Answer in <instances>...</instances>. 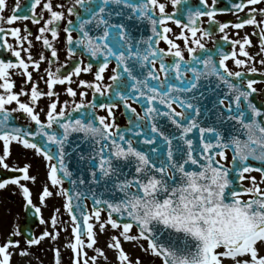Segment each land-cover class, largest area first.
Segmentation results:
<instances>
[{
	"label": "snow or ice",
	"instance_id": "6c2138e0",
	"mask_svg": "<svg viewBox=\"0 0 264 264\" xmlns=\"http://www.w3.org/2000/svg\"><path fill=\"white\" fill-rule=\"evenodd\" d=\"M262 5L264 0H230L227 7H217V0H28L27 14H21L15 0L5 18L7 0H0V24L39 25L34 36L27 25L23 34L19 26L0 27V169L19 173L0 179V190L16 186L22 207L52 229L24 234L27 246L56 241L70 226L65 247L71 264H98L108 261L98 233L110 229L115 234L106 248L115 252L116 264H142L124 242L159 264H264V99H255L264 96L256 87L264 81L249 77L261 72L257 63L264 67ZM229 12L235 22L216 19ZM246 26L251 34L230 38V27ZM252 35L258 37L255 54L248 51ZM34 40L43 49L35 56ZM85 74L92 79L81 78ZM57 85L70 99L61 101ZM43 99L48 103L41 107ZM21 115L25 124L18 123ZM14 144L45 162L40 205L61 200L48 221L26 183L37 180L31 164L7 162ZM61 208L70 225L60 220ZM21 235L15 225L0 243V264L30 255L15 239ZM54 256L61 264L58 248Z\"/></svg>",
	"mask_w": 264,
	"mask_h": 264
},
{
	"label": "flooded vegetation",
	"instance_id": "af4514ba",
	"mask_svg": "<svg viewBox=\"0 0 264 264\" xmlns=\"http://www.w3.org/2000/svg\"><path fill=\"white\" fill-rule=\"evenodd\" d=\"M57 2H59V0H57ZM192 2L195 4L196 0H192ZM229 2H230V0H217V7H227ZM14 3H15V0H7V8L3 12V15H4L5 18H7V16L9 14H11L10 10L14 6ZM27 3H28V0H20L21 14H27L24 11V9L27 6ZM262 6H264V5H262ZM169 10H170V8H169ZM39 12H40V8L38 7L37 8V13H39ZM44 15H45V18H46L47 17V13L45 12ZM238 15L243 17L244 13H239ZM236 18L237 17L235 15H233L232 13H230V12L229 13H224V14H218L217 17H216V19L221 21V22H225V21H233V22H235ZM204 19H205V26H207V19L206 18H204ZM257 19H260V17L257 16ZM24 25L28 26V28L32 31L33 36L36 34V30L39 27V25L31 24L30 21H17L13 25H8V24L4 23V24H0V27L9 28V27H14V26H19V27L22 28V34H23V26ZM172 27H173L174 32L178 34L179 28H177L175 25H172ZM227 31H228V34H229L231 39H237V38H242L245 34H251L253 32V28L251 26H246L243 29L237 30V29H233V28L230 27ZM236 33H238V35H236ZM221 35H222L221 33L217 32L215 34V39H219V37ZM8 39H9V42L14 43V38L9 36ZM251 39L253 41V46L248 48V51L250 53L255 54L258 51V37L255 36V35H252ZM33 42H34V45H35L33 54L35 56L40 51H42L43 49H42V45L39 42H36L35 40ZM178 42H180L181 46H183L182 45V41H178ZM57 46H58V49H59V52H60V60H61V62H63V60L65 59V55H66L65 49H64L63 33H61V38H60L59 44ZM160 46L161 47H166V45L163 42H161ZM207 46L209 48L213 47V41L209 40L208 43H207ZM225 50L226 51L230 50V45H226L225 46ZM237 51H238V46H237ZM45 55H48V53L46 51H45ZM185 55H187V53H185ZM259 59H260V57L258 56L257 60H259ZM227 63L229 65V67H231V68H233L235 70V65L232 63L231 60H229ZM256 66L261 69V72H264V67H262L259 63H257ZM44 67H47L46 63L42 64V66H41L42 69ZM53 67H55V65ZM261 72L250 73L249 77L253 78V79H256L258 81H264V75H262ZM40 74L42 75L43 72L41 71ZM38 78H39L38 75L36 73H34V79H38ZM81 78L92 79L90 74L82 75ZM17 82H18V86H19V84H20V79L19 78H17ZM72 86L76 87L75 84H73ZM40 87L42 89L46 90L45 85L43 84V82L40 83ZM64 87L65 86H61V85H57L56 86V90L60 92L61 101L65 100V99H70L64 93V91H63ZM256 87L258 88V90L259 89H264V83H259V84L256 85ZM78 91H79V89H78ZM24 99H26V97ZM77 99H79V97H77ZM88 99H91V93L90 92H89ZM255 99L257 101H259L261 99H264V96H258V97H255ZM47 103H48V100L47 99H43L41 101L40 106L44 107ZM134 106L137 107L138 111H141L139 105H134ZM122 111H123V109H121L118 112V116H119L118 123H120L121 126H123L126 123V118L121 114ZM98 114L102 115L104 113H103V111H99L98 110ZM18 123H20V124H25L26 123V121L24 120L22 115H21L20 120L18 121ZM229 156L231 157V153L230 152H229ZM7 162L9 163L10 166H18V167L19 166H23L26 163L31 164L30 173L35 175L37 177V180L35 182L29 181V182H26V183H28L29 187L32 189L33 194H38L40 192L41 186L46 182V178H45V173H46L45 162L43 161V159L41 157H37L36 155H34V153L31 150H24L20 146L14 144L12 146V155L10 156V158L8 159ZM18 174L19 173H12V172H8V171H5L3 169H0V176L3 177V178H7L9 176L18 175ZM65 186H68L67 182H66ZM9 188L12 189L14 192H17V194H20L19 190H18V188L16 186L9 185ZM3 190L4 189H2V191ZM54 198L55 197H53L51 199H54ZM10 200H13L15 202L17 200V196L16 195H11L10 196ZM33 200H34V203H37L38 206L42 207V213L44 215L43 207H45V205H40V202L38 200V196L35 197L33 195ZM48 201H50V199L47 200V203H48ZM19 203H20V205H23L22 198H21ZM87 203H88V205L90 207L91 206V201L89 200V201H87ZM51 207H52V202H51ZM28 211H29V214H30V217H29L30 221H29V226H28V229H27V234H28V236H39L43 232L41 230V228H40L41 223H40L39 217L35 216L31 209H29V210H25L24 209V223L27 220L26 215H27ZM21 225H20V228H21ZM23 236L25 238V235H23Z\"/></svg>",
	"mask_w": 264,
	"mask_h": 264
},
{
	"label": "rangeland",
	"instance_id": "374dc122",
	"mask_svg": "<svg viewBox=\"0 0 264 264\" xmlns=\"http://www.w3.org/2000/svg\"><path fill=\"white\" fill-rule=\"evenodd\" d=\"M231 157L229 156V159ZM259 178L258 173H253ZM247 185V181H245ZM11 195H16L17 200L14 202L10 200ZM35 197L38 194H33ZM52 202H46L45 207H43L44 211V219L46 221L49 220L51 214L53 213L54 208L60 207L61 200L58 197L54 199L49 198ZM21 195L14 192L12 189L5 188L3 191H0V243H3L4 240L9 236L15 225H21L24 223V208L20 205ZM60 220L66 222L70 225L69 217L61 208L60 210ZM66 225L62 223L60 228H64ZM42 231L45 229L52 231L50 224H42L40 225ZM135 232V229H133ZM111 234H115L112 230H108L103 235L98 233V247L104 248L105 252L108 256V261H104L103 258L98 260V264H116L115 261V252L106 248V243L109 240V236ZM71 228L68 227L67 231H61L60 236L56 241H52L50 238H45L39 245L27 246L25 244V238L23 234L21 236L15 237V239H19L21 241V248H28L30 255L28 256V261L25 264H55V256L54 249H59L61 252V264H71V256L72 253L70 249L65 247L71 240ZM126 251L133 258L139 257L142 261V264H159V260L155 259L151 256L146 255L140 248L134 247L130 249L127 242L123 243ZM88 251L89 256L93 255L94 252L91 249H86ZM12 264H23L22 258L18 255L13 256Z\"/></svg>",
	"mask_w": 264,
	"mask_h": 264
},
{
	"label": "water",
	"instance_id": "95a60500",
	"mask_svg": "<svg viewBox=\"0 0 264 264\" xmlns=\"http://www.w3.org/2000/svg\"><path fill=\"white\" fill-rule=\"evenodd\" d=\"M26 217H27V220H26V222L21 226V231H22L23 234H26V235L28 236V234H27V229H28L29 221H30V220H29V217H30L29 211L27 212ZM32 227H33V226H32Z\"/></svg>",
	"mask_w": 264,
	"mask_h": 264
},
{
	"label": "bare ground",
	"instance_id": "6f19581e",
	"mask_svg": "<svg viewBox=\"0 0 264 264\" xmlns=\"http://www.w3.org/2000/svg\"><path fill=\"white\" fill-rule=\"evenodd\" d=\"M128 245H129V247H130V249L131 248H133L132 246V244L131 243H128ZM28 261V257H24V258H22V262H23V264H25V262H27Z\"/></svg>",
	"mask_w": 264,
	"mask_h": 264
}]
</instances>
